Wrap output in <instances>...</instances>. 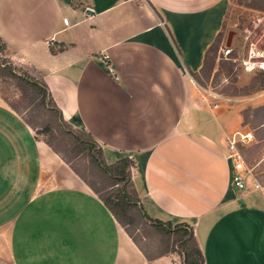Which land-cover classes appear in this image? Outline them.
<instances>
[{
	"label": "crops",
	"instance_id": "1",
	"mask_svg": "<svg viewBox=\"0 0 264 264\" xmlns=\"http://www.w3.org/2000/svg\"><path fill=\"white\" fill-rule=\"evenodd\" d=\"M226 7L0 0V42L12 64L42 80L62 119L94 139L106 164L133 163L149 219L192 227L202 264H264V188L250 172L236 192L225 158V137L244 128L241 109L200 99L189 76L202 68ZM0 246L12 264L176 263L171 254L146 262L86 184L1 100Z\"/></svg>",
	"mask_w": 264,
	"mask_h": 264
},
{
	"label": "trees",
	"instance_id": "2",
	"mask_svg": "<svg viewBox=\"0 0 264 264\" xmlns=\"http://www.w3.org/2000/svg\"><path fill=\"white\" fill-rule=\"evenodd\" d=\"M4 52L5 47L0 42V53ZM18 70L20 74L9 63L0 60V76L13 80L20 92L26 91L30 96L22 111L27 112L32 105L39 111V117H36L40 120L38 123L29 117H21L22 120L34 132V138L48 146L86 184L146 262L175 254L181 260L180 264H202L191 226L151 220L144 213L131 181L133 163L124 158L106 164L102 150L94 139L62 119L42 80ZM189 76L197 83L196 74L189 73ZM252 84V87L257 85L259 89H264V73H260V77L257 76ZM10 108L18 111L12 105ZM253 110H264V105ZM242 123L245 124L243 119ZM79 165L86 174L97 180L96 183L81 173Z\"/></svg>",
	"mask_w": 264,
	"mask_h": 264
},
{
	"label": "rangeland",
	"instance_id": "3",
	"mask_svg": "<svg viewBox=\"0 0 264 264\" xmlns=\"http://www.w3.org/2000/svg\"><path fill=\"white\" fill-rule=\"evenodd\" d=\"M227 36L230 37L228 47ZM250 51L257 54L255 60L264 62V0H227L222 30L206 53L203 68L196 74L197 83H194L200 99L217 103L219 109L231 105L241 109V119L245 123H242V132L249 131L253 140L241 147L240 153L246 167L251 169L252 175L264 188V110H253L264 105H257L264 97V89H259L257 85L252 87L254 79L264 71L243 70L242 62L248 59ZM0 60L9 63L17 74H20L18 69L24 71L12 64L5 53H0ZM29 98L26 91H19L16 82L0 76V100L9 108L14 106L18 116L29 117L38 123L40 120L36 117H39V111L35 105L30 106L27 112L22 111ZM78 169L88 180L96 183L97 180L86 174L80 165ZM171 255L176 259L174 264L181 263L177 255ZM0 264H12L5 259L1 246Z\"/></svg>",
	"mask_w": 264,
	"mask_h": 264
},
{
	"label": "built area",
	"instance_id": "4",
	"mask_svg": "<svg viewBox=\"0 0 264 264\" xmlns=\"http://www.w3.org/2000/svg\"><path fill=\"white\" fill-rule=\"evenodd\" d=\"M61 24L67 27V19H61ZM255 55L252 51L249 52L248 59L242 62L243 70L246 72L250 71H264V62L255 60ZM253 140V135L249 132L237 131L229 136H226L225 158L231 164L230 172V183L236 192H243L246 190V180L250 177L251 170L246 167L244 160L240 153V148L245 144H249ZM252 189H258L259 186L253 182L251 185Z\"/></svg>",
	"mask_w": 264,
	"mask_h": 264
},
{
	"label": "water",
	"instance_id": "5",
	"mask_svg": "<svg viewBox=\"0 0 264 264\" xmlns=\"http://www.w3.org/2000/svg\"><path fill=\"white\" fill-rule=\"evenodd\" d=\"M229 41H230V37L227 36V39H226V47H228Z\"/></svg>",
	"mask_w": 264,
	"mask_h": 264
}]
</instances>
